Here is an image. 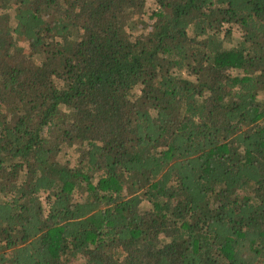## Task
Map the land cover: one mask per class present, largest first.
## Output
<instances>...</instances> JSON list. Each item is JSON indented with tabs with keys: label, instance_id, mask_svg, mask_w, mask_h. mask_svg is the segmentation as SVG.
Wrapping results in <instances>:
<instances>
[{
	"label": "trees",
	"instance_id": "1",
	"mask_svg": "<svg viewBox=\"0 0 264 264\" xmlns=\"http://www.w3.org/2000/svg\"><path fill=\"white\" fill-rule=\"evenodd\" d=\"M0 264H264V0H0Z\"/></svg>",
	"mask_w": 264,
	"mask_h": 264
},
{
	"label": "rangeland",
	"instance_id": "2",
	"mask_svg": "<svg viewBox=\"0 0 264 264\" xmlns=\"http://www.w3.org/2000/svg\"><path fill=\"white\" fill-rule=\"evenodd\" d=\"M151 4H152V2H149L148 10H150V6H151ZM147 13H149V12L147 11ZM230 44H232V42H231V43H227V45H230ZM62 158L65 159V158H67V157H66V156H63ZM45 197H46V196L43 195V199H44Z\"/></svg>",
	"mask_w": 264,
	"mask_h": 264
}]
</instances>
